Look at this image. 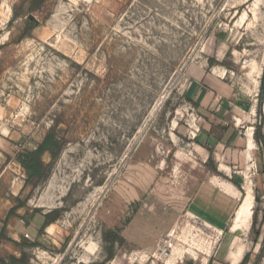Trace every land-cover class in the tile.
<instances>
[{
    "label": "rangeland",
    "instance_id": "rangeland-1",
    "mask_svg": "<svg viewBox=\"0 0 264 264\" xmlns=\"http://www.w3.org/2000/svg\"><path fill=\"white\" fill-rule=\"evenodd\" d=\"M207 69L242 104L250 150L229 173L213 149L217 180L230 174L241 190L225 230L187 214L215 175L189 93ZM263 74L264 0H0V231L32 241L33 212H56L29 264H171L174 253L180 264H264ZM49 130L62 150L43 183L26 185L13 156Z\"/></svg>",
    "mask_w": 264,
    "mask_h": 264
},
{
    "label": "crops",
    "instance_id": "crops-1",
    "mask_svg": "<svg viewBox=\"0 0 264 264\" xmlns=\"http://www.w3.org/2000/svg\"><path fill=\"white\" fill-rule=\"evenodd\" d=\"M190 86L191 102L199 111V118L202 121L201 129L197 135L198 138L202 137L203 143L208 145L206 147V145L198 143L196 147L200 150L203 148L207 150L208 157L211 154L213 162V149L220 151V160H216L218 169L232 173V169L237 168L239 164L238 154L246 155L249 148L248 141L245 142L239 130L241 117L237 106L242 104L235 103L232 106L228 102L229 91L224 87L222 77L218 76L216 71L207 69L198 80L192 81ZM227 157H230L229 161H227ZM213 166L217 170L214 163ZM215 175L208 185L202 182L198 187L190 200L187 214L225 230V227L229 226L231 218L225 205L238 199L241 190L239 183L230 174H225V177L220 180H217L220 176L219 173L217 172ZM176 255L177 253L173 254L171 264H180L179 260L175 259Z\"/></svg>",
    "mask_w": 264,
    "mask_h": 264
},
{
    "label": "trees",
    "instance_id": "trees-1",
    "mask_svg": "<svg viewBox=\"0 0 264 264\" xmlns=\"http://www.w3.org/2000/svg\"><path fill=\"white\" fill-rule=\"evenodd\" d=\"M213 63L211 62L209 66H212ZM261 85L260 90L258 94V103L261 104L263 92H264V74L261 77ZM254 139L255 142L261 147L262 151H264V135L261 132V127L256 126L255 127V133H254ZM62 142L60 139L53 133V131L49 130L46 135L44 136L43 140L40 144L37 145L36 148L30 149V148H22L20 149L16 154H14L13 158L14 160L20 165V167L23 169L24 174L26 176L25 183L26 185H31L32 187H36L43 183L49 174V169L51 164H53L57 159L58 156L62 150ZM45 155L49 156L50 163L45 164L43 161V157ZM206 166L213 165L211 154L208 157L206 163ZM212 172L217 174V170L214 166L211 168ZM263 175V172H261ZM261 175V174H260ZM257 195V190H255ZM25 201L20 202L18 206L15 208H12L7 218H9V215H12L15 213L16 210L25 207ZM33 219L35 217H39L41 219V225L37 231V237L34 240H28L27 238L21 236L20 241L16 242L10 238H8L5 234V227H3L0 231V243L2 241H5L9 244H11L15 249L18 250L19 256L16 257L14 255H10L7 258L3 259L0 257V264H29L31 260V255L29 252H26L27 250L30 251L34 248L39 247V244L37 242V238L44 234V230L52 224L56 219V212H49L47 214H41L39 211L35 210ZM23 220V218H21ZM256 236H259L257 233ZM121 239V238H120ZM106 241L110 243V245H113L117 240L112 241L109 240L108 237L106 238ZM123 243V239H121L120 244ZM264 249V235H263V248ZM109 254L105 258V262H109L113 259V253L111 249H109ZM249 261V256L245 255L241 262L239 264H247ZM103 264V263H100Z\"/></svg>",
    "mask_w": 264,
    "mask_h": 264
},
{
    "label": "bare ground",
    "instance_id": "bare-ground-1",
    "mask_svg": "<svg viewBox=\"0 0 264 264\" xmlns=\"http://www.w3.org/2000/svg\"><path fill=\"white\" fill-rule=\"evenodd\" d=\"M248 143H249V142H248ZM248 150H249V149H248ZM246 196H247V197H250V195H249L248 193H246Z\"/></svg>",
    "mask_w": 264,
    "mask_h": 264
}]
</instances>
